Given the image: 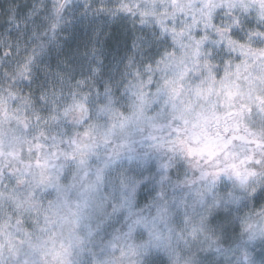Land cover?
<instances>
[{"label":"snow or ice","instance_id":"obj_1","mask_svg":"<svg viewBox=\"0 0 264 264\" xmlns=\"http://www.w3.org/2000/svg\"><path fill=\"white\" fill-rule=\"evenodd\" d=\"M3 15L0 264H264V0ZM100 18L131 25L124 55L40 79L60 33Z\"/></svg>","mask_w":264,"mask_h":264},{"label":"rangeland","instance_id":"obj_2","mask_svg":"<svg viewBox=\"0 0 264 264\" xmlns=\"http://www.w3.org/2000/svg\"><path fill=\"white\" fill-rule=\"evenodd\" d=\"M7 0H0V33L4 31L5 20L3 15V5ZM21 6L30 5L32 0H16ZM26 10V9H25ZM136 32L135 35H139ZM133 32L131 25L125 22H113L100 18L94 22L84 20L74 23L59 35L60 45L54 49L45 59V64L41 65L40 79H43L44 71H54L59 60L65 57H79L84 52L96 47L104 54L105 65L112 66V61L131 47ZM50 66V68H49ZM202 256L211 258V253H202Z\"/></svg>","mask_w":264,"mask_h":264},{"label":"flooded vegetation","instance_id":"obj_3","mask_svg":"<svg viewBox=\"0 0 264 264\" xmlns=\"http://www.w3.org/2000/svg\"><path fill=\"white\" fill-rule=\"evenodd\" d=\"M0 55H3V50H0Z\"/></svg>","mask_w":264,"mask_h":264}]
</instances>
